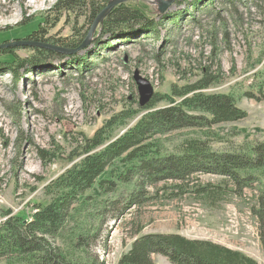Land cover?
Segmentation results:
<instances>
[{
  "label": "rangeland",
  "instance_id": "374dc122",
  "mask_svg": "<svg viewBox=\"0 0 264 264\" xmlns=\"http://www.w3.org/2000/svg\"><path fill=\"white\" fill-rule=\"evenodd\" d=\"M150 1L125 4L157 21L154 31L135 22L105 31L106 15L90 35L93 24L87 15L59 17L51 11L58 0H0V46L37 42L31 36L36 30L39 39L63 42L0 49H13L17 56H0V221L2 211L31 213L34 203L49 199L46 185L80 159L70 161L69 154L80 144L81 135L92 137L117 112L140 106L136 70L150 80L155 94L170 95L173 84L194 82L210 68L221 77L206 92L235 94L248 113L243 120L214 126V146L224 149L264 139V0H175L164 14H159L160 1ZM174 14L178 22L170 17ZM80 38L88 44L80 52L57 49L64 48V41ZM46 50L70 57L40 59ZM14 62L19 64L17 81ZM205 136L201 129L188 128L156 138L164 151L174 153L185 139ZM41 150L57 156L49 162ZM119 184L117 193L129 194L133 183ZM178 184L184 183L157 182L148 187L149 197L140 204L108 218L94 246L106 264H118L138 227L140 234L210 240L264 264V225L259 214L264 211V184L255 182L237 191L227 178L212 173L194 174L185 191L176 188ZM207 184L225 190L215 203L197 191ZM91 212L82 209L80 224L93 226ZM154 261L172 264L161 254H155Z\"/></svg>",
  "mask_w": 264,
  "mask_h": 264
},
{
  "label": "trees",
  "instance_id": "16d2710c",
  "mask_svg": "<svg viewBox=\"0 0 264 264\" xmlns=\"http://www.w3.org/2000/svg\"><path fill=\"white\" fill-rule=\"evenodd\" d=\"M110 2L58 0L51 11L59 17L71 13L87 15L93 24ZM196 3L197 6L200 2ZM170 17L178 22L177 14ZM133 22L141 26L148 24L153 31L158 27L157 21L149 20L141 10L125 2L116 4L102 25L108 31ZM39 32L36 30L31 35L37 42L63 43L39 39ZM80 39L64 41L62 47L77 49L84 41ZM5 55L12 59L17 57L13 49L1 50L0 56ZM45 56L70 57L52 50L42 52L40 59ZM16 62L13 66L17 67ZM16 67L10 69L17 81L20 74ZM220 77L206 68L194 82L173 84L170 95L156 93L144 107L131 106L117 112L92 137L81 135L80 144L69 154L70 161L80 159L46 185L48 200L34 203L32 214L14 213L10 209L2 211L0 264H106L94 249L106 221L140 204L149 197L148 187L160 181H179L184 184L176 188L185 191V183L194 174L212 173L227 178L237 191L255 182L264 184V139L224 149L213 144L215 133L211 129L214 126L237 122L248 115L239 106L235 94L206 92L220 82ZM165 101L167 105L158 107ZM141 113V118L129 126ZM119 127H124L125 131L116 132ZM188 128L201 129L206 136L185 139L174 153L164 151L163 144L156 138ZM40 152L49 162L57 156L45 150ZM120 182L133 183L129 194L117 193ZM197 191L215 203L225 190L222 186L207 184L199 186ZM78 207H82L81 211L91 209L95 220L92 227L80 224L82 217ZM259 214L264 225V211ZM73 221L76 224H69ZM141 231L142 227H138L134 232L132 246L118 264H155V254L168 257L172 264H258L243 252L210 240L188 239L180 234H140ZM262 240L264 243V233Z\"/></svg>",
  "mask_w": 264,
  "mask_h": 264
},
{
  "label": "water",
  "instance_id": "95a60500",
  "mask_svg": "<svg viewBox=\"0 0 264 264\" xmlns=\"http://www.w3.org/2000/svg\"><path fill=\"white\" fill-rule=\"evenodd\" d=\"M126 0H111V2L109 3V5L97 16V18L95 19L93 26L91 28L90 31V35L93 33V31L96 29V27L103 21L104 17L106 15H108L110 13V11L112 10V8L121 2H125ZM161 2L160 8H159V14H164L166 12H168V10L171 8L172 3H174L175 0H157ZM42 45H46V44H42L41 42H33L30 40H20L14 43H9V44H4L2 46H0V49L2 48H7V47H11V46H32V45H38L39 46ZM88 45L87 41H84L82 45H80L77 49L74 50H68V49H62V48H57L56 46H52L53 48H57L59 49V51L64 52L66 54H72V53H77L80 52L82 50H84L85 46ZM48 46V45H47ZM134 79L138 85V90H139V94H140V106L144 107L146 106L154 97L155 95V88L153 86V84L150 82V80H148L147 78H144L139 70L135 71L134 74Z\"/></svg>",
  "mask_w": 264,
  "mask_h": 264
},
{
  "label": "bare ground",
  "instance_id": "6f19581e",
  "mask_svg": "<svg viewBox=\"0 0 264 264\" xmlns=\"http://www.w3.org/2000/svg\"><path fill=\"white\" fill-rule=\"evenodd\" d=\"M151 1H153V0H151ZM151 1H150V2H151ZM31 214H32V213H31Z\"/></svg>",
  "mask_w": 264,
  "mask_h": 264
}]
</instances>
